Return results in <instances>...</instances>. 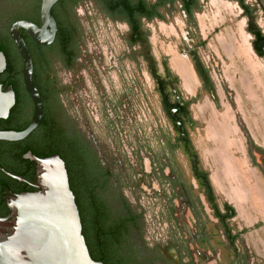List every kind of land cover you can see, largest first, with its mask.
<instances>
[{"label": "rangeland", "instance_id": "1", "mask_svg": "<svg viewBox=\"0 0 264 264\" xmlns=\"http://www.w3.org/2000/svg\"><path fill=\"white\" fill-rule=\"evenodd\" d=\"M245 2L253 11L254 24L264 35L262 1ZM198 4L200 9L194 15L192 23L187 26L182 14H173L168 16L166 22H148L143 28L147 34L150 52L158 62L161 74L164 72L160 65L161 58L166 57L170 67L169 59L174 54L180 56V52L186 48L183 35L187 31L190 34L186 35L187 44L196 51L208 70L215 94L203 91L200 80L195 76L189 93L184 91L179 78L177 88L181 100H190L198 94L196 101L189 106L190 115L195 122L188 129L189 135L200 164L210 174L217 199L227 200L229 197L225 195L229 194L235 206L243 202V205L235 209L236 215L228 221L233 232H237L255 224V221H249V210L244 205L246 202L249 204V178H242L241 172H249L244 137L246 129L249 142L252 139L257 145H264V59L252 49L253 36L247 30L248 20L235 1L198 0ZM75 14L80 25L79 58L73 70H67L60 63H55L54 71L59 74L60 79H67L70 82L68 84L73 83L75 73L79 75V80L83 78L80 89L75 90L77 105L80 107L77 111L82 113V121L90 124L92 129L89 128L94 136L99 139L104 137L110 147L111 156L112 152H120L125 157L131 155L130 147H133L134 138H137L136 144L140 143L147 168L149 160L156 165L170 163L181 180L194 183L186 157L180 151L174 154L163 151L159 138L175 136V132L161 105L145 62L136 61L137 51L127 46L125 24L107 18L94 0H82L76 6ZM171 65L175 70L181 67L176 61ZM91 77L97 88L91 82ZM73 95L74 92H67L63 100L68 116L74 118L76 110L71 107ZM115 103L119 105V110H113ZM107 117L110 118L108 133L104 131V120ZM225 126L230 130V138L226 135ZM80 127L86 134H90L87 126L86 129L82 125ZM122 140L126 142L127 149L122 146ZM255 160L257 163L261 162L257 155ZM122 168L126 167L119 164L114 166L109 198L115 200V193L122 195L137 213L142 214L143 224L139 237L145 241V247L152 249L158 245L159 248L168 245L172 240L178 241L179 237L186 240L182 226L185 224L193 232L189 213L184 219L179 218L175 227L167 220L164 193L170 192L169 186L161 182L157 175H152L150 185L129 184L125 181V173H121ZM165 174L171 175L168 170H165ZM220 182L229 190L217 191V183L219 186ZM242 191L245 196L240 200L239 196L244 194ZM206 211L210 214L207 206ZM205 227L212 236L211 244L215 247V252H205L210 257L209 260H204L203 250L200 253L193 252L194 264H264V220L260 227L249 229L235 242L237 259L216 222L211 219ZM220 240L223 244L217 248ZM255 242H258L262 255L252 248ZM193 245L191 242L192 249L195 248ZM144 257L149 258L147 264H168L162 262L156 252L141 255V258ZM183 264H188L187 259H184Z\"/></svg>", "mask_w": 264, "mask_h": 264}, {"label": "flooded vegetation", "instance_id": "2", "mask_svg": "<svg viewBox=\"0 0 264 264\" xmlns=\"http://www.w3.org/2000/svg\"><path fill=\"white\" fill-rule=\"evenodd\" d=\"M231 1H235L239 5V7L242 10V13L248 20L249 18L247 17V15H245L243 9L246 10L244 5H247L248 7L250 6L246 4L245 0H241L242 2L241 5L239 3L240 0H231ZM122 6L124 12L135 14L136 18L139 19L140 27L144 32H145L143 28L144 24L153 21L166 22L168 16L173 14H182L184 17V23L187 26L188 24L192 23L194 15L200 9L198 0H122ZM106 16L107 18L111 19L110 16L108 15ZM112 20L124 23L125 26L127 27V36H128V31H129L128 22L125 19L119 20L112 18ZM248 28L249 25H247V30ZM249 33L253 36V34L250 31ZM186 35H190L188 31L185 33V35H183V42L186 48L185 50L180 52L179 54L180 56L174 54L169 59L170 67L168 66L167 58L166 57L161 58L160 65L162 66L164 71L162 74L159 72L158 62L151 54L149 48V54L152 56L155 62L154 65L155 72L164 82L163 90L161 88V91H160V85H158V80H156L155 77H153L149 71L150 68L149 60L143 57V55L141 54L143 48L142 45L139 42L129 44L127 39L126 42H127V46H129L132 50L137 51L138 56L136 61L142 60L143 62H145L146 68L150 73V75L152 76L153 81L155 83V88L158 92L161 105L171 122L173 131L175 132V136H171V137L162 136L159 138L160 143L163 144V149H164L163 151L172 154H174L176 151H180L182 155L186 157V160H188L189 162L191 176L192 179L194 180V183L192 181L186 183L183 180H181L180 175L174 168L171 167L170 163L163 162L160 165H156L155 162L149 160L148 161L149 167L147 168L145 166V161H144L145 158L142 157L140 143L137 142L136 144L137 138H134V145L133 147L132 145L130 147L132 149L131 155H127V157H125L124 155L120 154V152H112V156H111L110 155L111 152L109 150L110 147L104 141V137H102V139H99L97 136H94L93 132L91 131L92 128L90 127V124L87 121L84 120L82 121V113L77 111V109L80 107L79 105H77V94H75V90L80 89L79 85H81V81H83V78L81 76L79 80L78 78L79 75L77 73L73 75V83L68 84L70 82L67 81V79H60L59 74L56 71L52 72L56 80L55 102L57 104V108L60 107L59 111L58 109L57 110L53 109L52 116L55 118L58 125L63 128L66 135L70 137L72 143V149L74 153L73 163L76 170L78 171L87 170L90 174H95V173L99 174L105 171L107 172L110 171L113 177L114 166L119 164L120 166L126 167L121 169V173H125V181L128 182L129 184L134 183L136 185L142 186V184L144 185L145 183H147V185H150L152 181V175H157L158 179L161 182L166 183L169 186L170 192L168 194L164 193L165 195L164 200L166 201L165 204L166 214L168 216L167 220L169 221L170 225H173V227H175L177 225V220H179V218L184 219L187 213H189V217L193 225L192 227L193 232H191L184 224L182 228L184 229V233L187 236L186 240L179 237L178 241L172 240L168 245H163L161 247L159 246V248L157 247L158 245H155L152 249L153 250L158 249V252L161 255L162 262L171 264L172 262L173 263L175 262L174 259L176 258L178 260L177 264L178 263L183 264L184 259H187L188 264H194L192 258L193 252L200 253L199 252L200 250H203L204 252L203 254L204 260L206 259L209 260L210 257L206 253L211 254V252H215V247L213 246V244H211L212 236L210 235L209 232L206 231L205 226L211 222V219H213L216 222L217 228L219 227L222 230L223 237L231 247L232 252L235 254L237 259L238 251H235V242L239 239L241 234H243L244 232L248 231L251 228H256L257 226L255 224L251 228L245 227L237 232H233V230L229 227L228 221H230L236 215L235 207L231 203L233 200L231 199L232 201L230 200L231 201L230 202L228 199L227 200L224 199L222 201H219L217 199V195L215 193V190L213 188V185L209 177L210 174L200 164L199 156L190 138L188 129L190 127H193L195 122L192 116L190 115L189 106L193 103V101H196L198 94L197 96L195 95L194 98H191L190 100H186V101L181 100L180 92L177 88L178 78L182 83V88L187 93L191 91V87L194 85V76L200 80L201 88L206 93H210L212 95L215 94V87L212 84L211 77L208 74V70L206 66L202 64L196 51L187 44ZM253 40H254V36H253ZM259 57L264 59V56H259ZM78 58L79 56L77 57V59ZM175 61L180 63L181 66L179 68L177 67L176 68L177 70H175L173 65H171L174 64ZM56 63H60V62H56ZM74 65L72 67V70L74 68ZM172 71H174L175 74ZM73 72H75V70ZM76 78H78L80 82ZM188 80L190 81L188 82ZM45 82L47 83V81ZM91 82L94 85V82L92 81V77H91ZM94 87L97 88V84L94 85ZM71 91L74 92V95L72 97V104L70 103L71 107L74 110H76L74 118L72 116H68V112L66 110V103H64L63 100L66 93ZM23 95L28 105L25 110V113L30 115V112L32 111L33 114V105L31 99L29 95L25 92L24 88H23ZM40 99H41L42 114H43L44 103L48 106L52 98L48 97L42 99V96H40ZM113 107H114L113 110L115 109L119 110L118 104L116 103L113 104ZM102 108L104 109L103 106ZM32 114H31V118H32ZM102 114L104 115V113ZM42 116H41V120H42ZM80 125L83 126V129H86L87 126L90 131V134H86L82 130ZM104 125L106 127L104 131L108 133V131H110V118L107 117V120H104ZM41 126H42V121H40V124L36 129L38 130L37 131L38 133H40L42 130ZM225 128H226V135L228 136V138H230L231 136L230 130L227 126H225ZM246 132L249 135L247 129ZM115 139L116 137H114V140ZM30 140L31 139L29 138V140L27 141L25 140L23 142H21V140L14 141L16 143H12V144H6L0 142V181L4 180L7 181L10 185H14L12 181L16 179L5 174V172L8 173L11 172L3 166V162H7L8 160H10V158L14 156L16 153L20 152L22 148L25 149L20 154L21 158L22 155L27 151H31L33 153V151L30 148H28V144H30L29 142ZM124 142L125 141L122 140V146L127 149L128 146L127 144H125L126 142L125 143ZM245 144H246V155L250 164L252 166H256L264 174V145H257L252 139L248 145L246 138H245ZM40 149L46 151L49 148L46 145H44ZM255 155L260 157L261 159L260 163L259 162L257 163V161L255 160ZM22 159L28 160L24 158ZM17 167L19 171L30 170L29 172L33 173L34 176V179L30 181L24 179L22 176L17 175L23 179V181L20 182L27 183V188L29 190H24V191H31L36 189L37 182L35 178L34 163L30 166V164H27L26 162H20V163L18 162ZM165 170H168L171 175L167 176L165 174ZM126 173L129 176L126 175ZM204 174H206V177ZM206 178L209 182L212 193L207 185ZM110 187L112 189L111 185ZM9 190L11 191V193L21 192V190L17 192H15L12 189ZM4 195L5 193L3 194V196ZM3 205L5 206L4 202ZM206 206L209 208L210 214L207 213ZM191 242H193L194 244L193 245L195 247L194 249L191 248ZM218 243H217V248L219 245L223 244L221 240L220 243L219 244ZM234 264H238V263H234ZM252 264H256V263H252Z\"/></svg>", "mask_w": 264, "mask_h": 264}, {"label": "trees", "instance_id": "3", "mask_svg": "<svg viewBox=\"0 0 264 264\" xmlns=\"http://www.w3.org/2000/svg\"><path fill=\"white\" fill-rule=\"evenodd\" d=\"M82 0H59L51 8V13L57 25V32L54 41L46 46L33 42L24 30H18L30 53L33 73L32 81L37 88L42 99L52 98L47 106L43 105L42 130L32 131L28 137L21 140L27 141L34 155L37 157L48 156L51 153H57L64 161L68 176L69 188L71 189L75 203L78 208L81 233L84 237L88 253L95 261H101L103 264H147L149 258H141V255H147L151 251L157 253L161 259L158 249H149L139 234L142 228V214L137 213L130 204L124 200L122 195H115V200L109 198L111 191L110 182L112 173L105 171L99 174H90L87 170H76L73 163V149L70 137L66 135L52 116L53 109L58 111L56 104V85L54 64L60 62L61 65L70 70L80 50V25L75 14V8ZM100 10L114 19H125L129 25L127 40L129 44L139 42L142 45L141 54L149 60V71L163 90L164 82L155 72V62L149 54V45L146 43L147 35L140 27L139 19L135 14L123 11L122 0H94ZM39 3L40 0H0V51L5 56L6 66L0 73V84L5 88L11 85L15 95V103L9 111L6 119H0V130H22L30 118L25 113L27 108L26 100L23 95L21 83L22 61L8 35V26L11 22L18 19L29 20L33 23H39ZM240 5L242 4L240 0ZM243 9L248 19V31H250L254 40L251 42L254 51L259 56H264L256 47L259 40L264 39V35L254 24L252 9L244 5ZM47 81V83L45 82ZM50 83H49V82ZM46 106V107H45ZM186 110V109H185ZM244 131V130H243ZM245 138L249 145V135L245 131ZM6 144L16 142L0 141ZM55 143V144H54ZM46 145L49 149L46 151L40 148ZM40 146V147H39ZM249 147V146H248ZM20 152L16 153L3 166L12 174L22 176L26 180L34 179L33 173L28 171H19L17 163L26 162L33 164L32 161L23 160ZM80 159V157H79ZM206 177V174H204ZM207 185L212 193L209 182ZM10 185L7 181H0V216L6 214V207L3 205L2 196L4 189H12L15 192L29 190L26 182L17 180L12 181ZM142 247V248H141ZM144 254V255H143Z\"/></svg>", "mask_w": 264, "mask_h": 264}, {"label": "water", "instance_id": "4", "mask_svg": "<svg viewBox=\"0 0 264 264\" xmlns=\"http://www.w3.org/2000/svg\"><path fill=\"white\" fill-rule=\"evenodd\" d=\"M59 0H40L39 23L18 19L8 26V35L22 61L21 82L29 95L33 114L22 130H0V141H20L29 136L41 121L42 104L32 81L33 64L28 48L18 30L25 31L36 44H51L57 25L51 8ZM264 5V0H261ZM264 54V40L256 44ZM6 61L0 51V73ZM15 103L11 85L0 84V119H6ZM22 158L34 163L36 189L11 193L6 188L2 197L7 212L0 216V264H103L93 260L81 233L82 227L74 195L69 188L64 161L57 153L37 157L27 151ZM6 175L23 181L17 175ZM175 263L178 260L174 259Z\"/></svg>", "mask_w": 264, "mask_h": 264}, {"label": "crops", "instance_id": "5", "mask_svg": "<svg viewBox=\"0 0 264 264\" xmlns=\"http://www.w3.org/2000/svg\"><path fill=\"white\" fill-rule=\"evenodd\" d=\"M241 174L243 175V177L241 176L242 178H244V175L246 176V178L247 177L249 178V185L247 186L249 191V204L247 202H246L247 204L244 203L245 207L249 210V221H255L256 226L260 227L262 221L264 220V174L256 166H252L250 162H249V172L248 173L241 172ZM216 188L217 191L229 190L227 189L226 186H223V183L221 182L219 183V186L217 183ZM239 188L243 189L242 186H239ZM225 196L229 197L227 198L229 201L231 200L229 194H226ZM243 196H245V193L239 196V199L241 200ZM231 203L234 205L235 209L238 208L240 205H243V202H239V204L236 206L233 201ZM252 248L259 255H262V253H260L259 252L260 250L258 249V242L253 243Z\"/></svg>", "mask_w": 264, "mask_h": 264}, {"label": "bare ground", "instance_id": "6", "mask_svg": "<svg viewBox=\"0 0 264 264\" xmlns=\"http://www.w3.org/2000/svg\"><path fill=\"white\" fill-rule=\"evenodd\" d=\"M184 64V63H183ZM185 65V64H184ZM188 76V75H187ZM190 80H188V82H189ZM244 178H246L245 176H244ZM236 197V196H235Z\"/></svg>", "mask_w": 264, "mask_h": 264}]
</instances>
